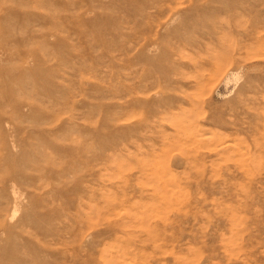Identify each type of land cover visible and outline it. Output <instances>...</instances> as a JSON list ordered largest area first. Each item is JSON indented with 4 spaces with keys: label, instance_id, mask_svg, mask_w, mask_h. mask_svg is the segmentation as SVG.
<instances>
[{
    "label": "rangeland",
    "instance_id": "rangeland-1",
    "mask_svg": "<svg viewBox=\"0 0 264 264\" xmlns=\"http://www.w3.org/2000/svg\"><path fill=\"white\" fill-rule=\"evenodd\" d=\"M0 264H264V0H0Z\"/></svg>",
    "mask_w": 264,
    "mask_h": 264
}]
</instances>
